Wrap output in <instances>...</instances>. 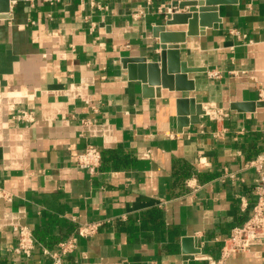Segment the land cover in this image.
Masks as SVG:
<instances>
[{"label":"crops","instance_id":"crops-1","mask_svg":"<svg viewBox=\"0 0 264 264\" xmlns=\"http://www.w3.org/2000/svg\"><path fill=\"white\" fill-rule=\"evenodd\" d=\"M181 1L10 0L0 17V187L14 200L0 202V264H52L43 248L89 221L103 224L77 237L69 264H211L249 217L247 164L264 153V0L199 2L204 23L179 43L192 89L145 91L124 60L160 63L153 30L187 31L167 24L189 11ZM210 104L225 112L218 126ZM22 110L35 120H14ZM87 144L102 152L95 174L75 165ZM14 223L32 230V256L9 250ZM227 263L264 264V244Z\"/></svg>","mask_w":264,"mask_h":264},{"label":"built area","instance_id":"built-area-1","mask_svg":"<svg viewBox=\"0 0 264 264\" xmlns=\"http://www.w3.org/2000/svg\"><path fill=\"white\" fill-rule=\"evenodd\" d=\"M151 3L152 0H147ZM171 13L172 7L161 4L159 6V12ZM169 10V11H168ZM213 77H219L220 72L211 73ZM260 99L264 100V91L261 90ZM208 116L210 120L214 121L216 125L220 124L225 116V112L217 106L210 104L208 108ZM12 118L17 122L28 125L35 120V116L28 110H22L12 115ZM220 129L217 128L216 135L220 133ZM102 163V152L96 145L87 144L75 158V165L81 169L87 170L90 174H95L99 171ZM248 167L252 168L255 173V181L253 185V194L255 201L251 208V214L249 217L238 226H235L228 237L224 240L221 249V256L212 260L211 264H228L227 260L233 253L245 252L254 245L264 244V153L258 154L255 158L248 162ZM235 178L234 173L225 171V177ZM190 187L193 184L187 183ZM5 200L12 202L14 195L10 191L0 187V202ZM102 221H89L80 223L75 233L70 235L64 240L57 243L55 248H43L44 254L51 259L52 264H69L67 257L71 255L78 245L77 237H91L98 232ZM12 229L17 235V240L14 245H10L8 248L14 254L23 257L32 256L34 250L39 244L36 240L32 230L23 224L14 223ZM152 264V263H149Z\"/></svg>","mask_w":264,"mask_h":264},{"label":"water","instance_id":"water-1","mask_svg":"<svg viewBox=\"0 0 264 264\" xmlns=\"http://www.w3.org/2000/svg\"><path fill=\"white\" fill-rule=\"evenodd\" d=\"M213 0H206L207 4H212ZM203 5L202 0H183L179 3V9L190 6L186 13L174 12L167 24L188 23L186 32L167 31L165 25L156 26L154 28V36L158 37L160 44V63L148 61L147 57H131L124 60L125 66L129 71L131 79L139 78L143 82V88L147 91L150 88L148 85L162 84L163 87L170 89H192V84L187 85L186 73L194 71L193 68L188 67L184 62H181L180 49L184 45L180 42L186 40V35H195L198 33L196 29L197 18L200 16L202 23H204V11L208 7L196 8L197 4ZM10 12V0H0V17L6 18ZM209 25L210 23H206ZM161 68L162 75L159 73ZM137 69L139 72L137 74ZM176 74L175 76L173 74ZM176 79L174 84L173 80ZM186 86V87H184ZM188 86V87H187ZM150 90V89H149ZM188 241V239H185ZM200 249H195V252ZM191 257H187L190 259Z\"/></svg>","mask_w":264,"mask_h":264}]
</instances>
